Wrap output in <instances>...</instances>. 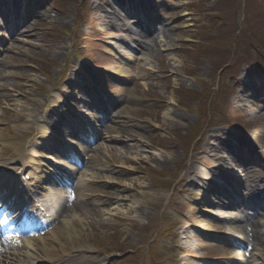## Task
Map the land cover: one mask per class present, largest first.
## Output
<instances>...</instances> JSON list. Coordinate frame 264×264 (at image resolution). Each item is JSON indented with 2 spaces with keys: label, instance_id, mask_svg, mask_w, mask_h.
<instances>
[{
  "label": "rangeland",
  "instance_id": "1",
  "mask_svg": "<svg viewBox=\"0 0 264 264\" xmlns=\"http://www.w3.org/2000/svg\"><path fill=\"white\" fill-rule=\"evenodd\" d=\"M94 1L98 2L96 7L102 8L104 0ZM241 1L244 3L243 0ZM153 2V15L160 14L169 23L167 28L171 39L167 43L170 44V50L166 49V47H161L157 49L159 50L158 54L155 49L153 52L148 50L145 52L143 49L133 48L130 44L131 50H128L126 45L128 39L125 34L122 31L116 34L104 24L100 25L105 35V39H102V42L109 47V50L102 48L100 43L95 40L91 42L88 50H81L84 55L87 56V52L88 55L94 57V61L97 59L98 61H103V64L106 61L101 57V49L105 52L113 50V52H117V55L115 54L117 57H126L129 61L132 59L140 61L137 63L138 65H130L128 62H123L118 68H113L108 66V64L99 66L92 64L96 68L94 72L98 74L95 78L97 83L102 81L106 87L114 85L117 87L114 89L118 92H122L124 87H126V90L122 93L120 106L113 109L111 115L112 117L119 116L117 125L126 126L128 120L130 121V125L127 127L129 130L122 128L121 130L126 131L119 134V137L114 135L117 138V142L114 144L115 150L113 149V151L105 155V152L101 151L102 147L100 146L103 145L102 143L94 148L91 153L94 159L93 164L98 168L100 166L108 170L111 168L112 173H114V166L120 167L122 166L120 163L126 165L131 163L129 166L132 169L130 175L133 176H115L114 174L108 176L105 173L102 178V175L98 174L100 179H109L110 177L111 181H113L112 184L116 182L121 191H126L124 193L125 198L130 196V200L125 202L127 207L120 204L106 206V209L95 213L93 217L83 216V221L79 216H76L74 220H80L81 222L77 223L78 225L71 226L73 236L68 243L76 240L81 243L84 241L83 238L86 242L88 239L97 238V235L100 238L105 235L109 237L108 240L125 242V244L134 247L144 246L147 243V239L144 236L146 232H143L144 228H148V231H150L157 226L162 213H167L171 215V219L178 220L179 217L173 211V208H177L182 211L183 216L188 215L190 221H197L196 218L201 219L200 216L202 214H198L197 210H195L196 205L186 202L190 207L183 204L180 198L181 194L178 192L177 194L175 193L176 196L174 198L170 199V193L151 187L154 183L150 182L146 173L148 170L164 171L169 174L168 177L170 179H173L177 166H181V164L183 166L184 162L187 165L192 164L194 166L196 165L193 163L194 160L202 158L201 150L208 149L207 143H214L207 140L211 134L221 133V136L227 139L230 146L233 144L238 145L240 142L239 138L242 136L248 139L254 138L259 145L258 151L264 150V110L259 104V102H264V80L261 81V84L254 85L250 89L247 87L249 82L245 80V86L238 88V92L242 91L241 96L247 99L252 97V101L249 99L248 103H244L239 98L240 93L237 99H231L230 107L232 109L241 110L244 107L246 108L238 115L245 126L242 130L229 129L223 126H216L206 130L196 146L192 159H190V155L186 157L184 152L177 146L173 147L171 145L169 147L171 149H168V146L164 147V145L162 148L156 147L161 146L162 138L168 137L175 126L179 127L174 113H181L182 115L184 112L188 113L179 105L178 98L182 91L197 89L198 80L205 81L209 87H215V83L209 79L211 69H209L207 60L195 62L193 59H188L185 49L193 42L194 30L197 26L198 18H200L199 11L211 9L215 5L216 0H154ZM259 3V0L246 1L245 11L256 15V20L249 27V30L257 31L256 33L260 35L262 41L264 40V5L260 7ZM49 7L46 8L45 12L49 15V19L38 20L32 25L33 31H29L28 37L14 41L9 45L2 54L0 63V113L1 110L5 112L4 115L0 116V121H9L12 128L9 130L10 134H18L16 137L20 138L27 146L28 142L26 140L29 138V131L38 133V138L41 141L47 140L50 131L47 130L46 124L41 121L46 122L52 119L49 115H54L56 111L53 110H58L59 118L66 117L65 109L61 107V104L63 102L65 106L68 104L70 98L69 81L80 63L76 64L69 55L71 39L67 35L56 40L47 35L49 30L61 28L62 26L69 31L73 30V21H71L70 14L72 6H67L65 10H59L56 6ZM96 12L98 13L97 10ZM129 25L131 26V24ZM173 26H176L175 31L170 30ZM80 32L88 34L90 31L80 29ZM138 50L142 52H138ZM140 53H145V56H142L145 57L144 61L141 60L142 57H139ZM147 53L151 54L148 55ZM68 57H70V64H65ZM121 69L124 70L125 77L118 78L116 75L115 77L110 75L111 73L118 74ZM40 73H43V75ZM248 75V71L242 68L238 76V82H242ZM136 76L140 80L137 81ZM19 78H24V81H19ZM228 83L230 84V81ZM179 92L181 93L179 94ZM256 92L259 94H256ZM81 93L82 95L77 93V98L83 100L85 99L84 89ZM113 93L116 95V92L113 91ZM134 93L139 98L137 104L124 101L123 97H125V94L132 99ZM4 96H9L10 98L8 100L7 98L3 99ZM71 101L73 103L76 102L72 99ZM51 111L53 113L50 114ZM187 118L188 121L184 124L185 127L180 126L182 134L186 133L196 122L190 114ZM180 123L182 124V122ZM133 125L136 128H133ZM131 135H138V138L134 139ZM111 136V133L105 134L104 139L108 140V137ZM105 144L108 145V142L105 141ZM123 144L128 147H122ZM11 151L12 149H10ZM29 152L31 153L30 150ZM187 169L188 167L186 166L182 172L183 175L187 173ZM209 169H212L211 165ZM182 173L180 175L181 180L187 182L188 179L182 178ZM123 175H126V173ZM186 184L182 190L186 188ZM93 187L97 188L95 192L101 195L100 198L102 200L106 201V199H109L108 203L113 201L109 197L110 195L113 198H117L118 193L116 190L113 191V188H111V191H104L99 188L101 187L99 185ZM131 205L134 208L130 209L129 206ZM124 207L127 209H124ZM137 208L141 210L139 214L137 213ZM191 208L194 211L189 210ZM198 208L201 209L200 206ZM129 210L130 213H128ZM111 214L123 219H112ZM221 231L228 233L225 229ZM115 234L117 236H114ZM64 238L66 239L67 237ZM57 242L61 247L60 249L69 247L64 240H58ZM183 244L185 245L184 250H187L186 252H189L193 258L210 260L214 255L219 254L216 250L218 248L197 243L192 233H189V239ZM165 248L167 249L168 246H165ZM123 258L124 256H113L109 264H117L121 260L128 262L127 259L123 260ZM179 258H185L188 262L180 261L178 264L199 263L198 260H189L182 254ZM251 262L253 264H263V261H256L254 258L251 259Z\"/></svg>",
  "mask_w": 264,
  "mask_h": 264
},
{
  "label": "bare ground",
  "instance_id": "2",
  "mask_svg": "<svg viewBox=\"0 0 264 264\" xmlns=\"http://www.w3.org/2000/svg\"><path fill=\"white\" fill-rule=\"evenodd\" d=\"M117 4L120 6H122L123 4L121 3L120 0H116ZM140 21H142V19H140ZM147 20H144L143 22H146ZM123 25V30L126 31V35L128 37H130V39H134L139 43H143L144 45L150 47V50H152V48H154L155 46V40L151 37H147L144 40L145 41H141V39L144 38V34L146 35V33H143L139 30H134L133 33H129L126 29V26L122 23ZM164 34L165 37H168V34L163 30L162 32ZM133 34H136L137 38L136 39L134 36H132ZM132 37V38H131ZM75 91V90H74ZM112 106V105H111ZM174 117L177 119H181V120H185L186 117L179 114V113H174ZM54 127H56V124L53 125ZM212 139H215V141H217L216 143L212 144L213 146L210 147V150L212 153L216 154L215 158H217L218 154H225L226 156L228 155L229 158H231V160L234 163V166H238V165H243V164H249L250 160H251V155L250 152H243V154H237L236 153L229 150L227 144L225 142H223L221 137H217V136H212ZM20 149L18 151H16L14 153V157H18V158H22L24 156V145L22 144H18ZM230 155V156H229ZM220 157V156H219ZM222 157V156H221ZM220 157V159H221ZM192 173H189L190 175L193 176L194 179L198 178L197 175V171L192 169ZM197 182H199L198 180H196ZM37 185V183H36ZM18 195V194H17ZM31 193L28 192L27 196H30ZM52 203V204H50ZM50 203L43 201V204L46 208V210L48 212H52L56 218H52V221L50 222L49 226H53L57 219L60 217V215L65 214L66 211L68 210H77L81 207H84V205H76V204H70L69 205V200L68 199H64L63 197V193L62 192H57L55 195L52 196V200H50ZM47 204L50 206V208L47 207ZM230 221L238 223V224H243V223H251L253 227H259V222L257 220H255L254 218H248L247 216H245L242 211L237 210L236 213L233 214V216L231 217ZM239 228L242 230V227L239 226ZM254 228V234H253V245L254 246H260L262 248V251L264 252V235L261 234L258 235L257 231ZM211 229H214L213 227H211ZM221 228H216L215 230H220ZM60 233L63 235H68V236H73V232L71 230L70 227H66L64 228V226L60 227V231L57 229L54 230L53 233L51 234V238H53V240H57L60 237ZM243 233V232H242ZM49 234V235H50ZM62 236V235H61ZM28 248L31 250H37V248H41V249H46L47 251H45V253L49 252V248L53 246L51 244H42L40 246H38L37 241L35 240H30L28 241ZM25 245V243H24ZM48 248V249H47ZM79 258H75L73 256H70L69 254L63 256V257H58L57 259L55 257H53L52 255H50V258H34L32 257V255H25V254H18V253H9L7 256L4 257H0V264H34L36 262H42L43 260L49 261L50 264H81V258L83 259L84 263H93L95 264L97 262L96 259L92 258H84L82 255H78ZM82 262V264H83ZM49 264V263H48Z\"/></svg>",
  "mask_w": 264,
  "mask_h": 264
}]
</instances>
